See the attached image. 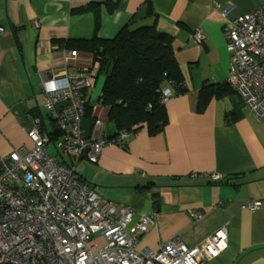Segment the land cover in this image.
Wrapping results in <instances>:
<instances>
[{"label":"crops","instance_id":"0c3cea01","mask_svg":"<svg viewBox=\"0 0 264 264\" xmlns=\"http://www.w3.org/2000/svg\"><path fill=\"white\" fill-rule=\"evenodd\" d=\"M107 1L115 2L116 9L109 13L101 5L97 33L92 13H73ZM263 4L264 0H0L4 28L0 156L22 146L32 149L28 133L34 128L58 134L45 107V84L52 81L92 78L87 101L95 124L101 119L103 125L94 126L91 138H112L116 127L107 120L100 101L107 73L93 53L68 49L66 44L91 40L95 34L112 40L127 26L156 23L159 31L173 36L187 88L166 105L169 125L154 137L141 130L125 138L123 146L105 145L97 163L63 153L58 143H54L57 154L49 152V145L48 153L60 166L74 169L103 203L134 210L135 220L154 214L155 224L140 236L137 251L159 250L172 240L189 248L202 247L224 228L227 248L202 264H264V115L252 113L236 94L214 98L205 111H197L201 89H220L227 83L232 57L225 24ZM197 31L203 35L201 43L195 39ZM211 173L225 180L213 183L208 178ZM250 201H261V208L250 210Z\"/></svg>","mask_w":264,"mask_h":264},{"label":"built area","instance_id":"2783aa9c","mask_svg":"<svg viewBox=\"0 0 264 264\" xmlns=\"http://www.w3.org/2000/svg\"><path fill=\"white\" fill-rule=\"evenodd\" d=\"M221 12L227 15V9ZM224 35L232 57L227 82L252 113L263 116L264 4L228 21ZM194 36L199 43L204 39L200 31ZM86 87H93L92 78L47 82L45 107L62 132L58 148L97 162L104 146L114 141L86 137L81 93ZM165 95L171 96L169 91ZM95 125L102 127L103 120ZM28 136L34 143L32 149L22 146L0 156V264H202L227 248V231L222 228L202 247L189 248L172 240L159 250L137 251L140 236L155 224L154 214H142L135 220L134 210L103 203L74 169L60 166L48 153L49 135L34 128ZM210 178L223 179L220 174ZM261 206V201L248 203L252 211ZM98 233L104 240L102 248L95 239Z\"/></svg>","mask_w":264,"mask_h":264},{"label":"trees","instance_id":"16d2710c","mask_svg":"<svg viewBox=\"0 0 264 264\" xmlns=\"http://www.w3.org/2000/svg\"><path fill=\"white\" fill-rule=\"evenodd\" d=\"M103 4L107 6L109 13L116 9L115 2L107 1L90 3L85 7L74 9L73 13H92L95 33H97L101 26V5ZM153 13V7L149 4V16ZM173 41V36L159 31L156 23L136 28L127 26L112 40H101L95 34L91 40L68 41L66 44L68 49L93 53L95 61L101 64V70L107 73L100 101L105 109L107 120L114 123L116 127V134L112 138H103L114 141V145L123 146L125 138L132 134L145 130L154 137L161 134L169 125L167 103L174 95L187 92L179 62L175 56ZM221 87L220 89L205 87L200 90L197 94L199 113L205 111L214 98L222 99L232 94L238 95L228 82ZM92 88L86 87L81 90L87 119H93L94 116L93 108L87 101ZM168 91L171 96L167 98L165 93ZM238 97L243 102L239 95ZM53 123L55 125V121ZM123 134L127 136L122 138ZM48 135L53 144L60 141L54 130ZM211 174L208 178L213 183L225 180L222 176L221 181H212Z\"/></svg>","mask_w":264,"mask_h":264},{"label":"water","instance_id":"95a60500","mask_svg":"<svg viewBox=\"0 0 264 264\" xmlns=\"http://www.w3.org/2000/svg\"><path fill=\"white\" fill-rule=\"evenodd\" d=\"M68 103L64 104V106H67ZM61 109V107L59 108V110ZM94 126H95V119H87V118H84L82 120V127L84 128V130L86 131V134H87V138H91V134H92V131L94 129ZM56 132L59 134V136L61 135V132L59 129L56 130Z\"/></svg>","mask_w":264,"mask_h":264},{"label":"rangeland","instance_id":"374dc122","mask_svg":"<svg viewBox=\"0 0 264 264\" xmlns=\"http://www.w3.org/2000/svg\"><path fill=\"white\" fill-rule=\"evenodd\" d=\"M49 152L52 154V155H56L57 154V150L55 149V146L53 143H50L49 144ZM68 158V157H67ZM69 159V158H68ZM95 239H96V242L98 244V247L99 248H102L104 246V240L102 238V236L98 233V234H95Z\"/></svg>","mask_w":264,"mask_h":264}]
</instances>
